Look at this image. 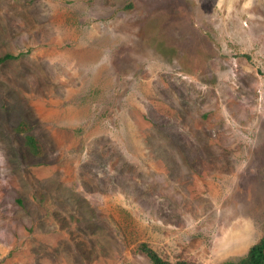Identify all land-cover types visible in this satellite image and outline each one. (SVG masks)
<instances>
[{
    "label": "rangeland",
    "instance_id": "1",
    "mask_svg": "<svg viewBox=\"0 0 264 264\" xmlns=\"http://www.w3.org/2000/svg\"><path fill=\"white\" fill-rule=\"evenodd\" d=\"M5 53L0 264H221L264 236V0H0Z\"/></svg>",
    "mask_w": 264,
    "mask_h": 264
},
{
    "label": "trees",
    "instance_id": "2",
    "mask_svg": "<svg viewBox=\"0 0 264 264\" xmlns=\"http://www.w3.org/2000/svg\"><path fill=\"white\" fill-rule=\"evenodd\" d=\"M20 55L21 53H5L0 55V65L7 60L17 59ZM15 130L24 133L23 144L32 155L40 156L43 153L40 142L35 136L28 133V128L25 123H20ZM136 249L144 254L151 264H195L188 260L169 261L164 259L146 242H139ZM221 264H264V236L252 244L244 255L232 260H226Z\"/></svg>",
    "mask_w": 264,
    "mask_h": 264
}]
</instances>
